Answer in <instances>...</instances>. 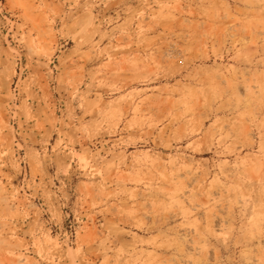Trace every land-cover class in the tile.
I'll return each instance as SVG.
<instances>
[{
  "label": "rangeland",
  "instance_id": "374dc122",
  "mask_svg": "<svg viewBox=\"0 0 264 264\" xmlns=\"http://www.w3.org/2000/svg\"><path fill=\"white\" fill-rule=\"evenodd\" d=\"M0 264H264V0H0Z\"/></svg>",
  "mask_w": 264,
  "mask_h": 264
}]
</instances>
